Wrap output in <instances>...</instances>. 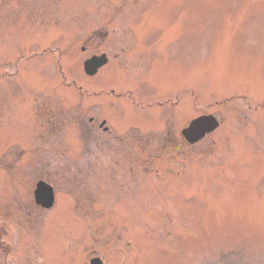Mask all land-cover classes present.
I'll list each match as a JSON object with an SVG mask.
<instances>
[{"label":"rangeland","instance_id":"374dc122","mask_svg":"<svg viewBox=\"0 0 264 264\" xmlns=\"http://www.w3.org/2000/svg\"><path fill=\"white\" fill-rule=\"evenodd\" d=\"M96 257L264 264V0H0V264Z\"/></svg>","mask_w":264,"mask_h":264},{"label":"water","instance_id":"95a60500","mask_svg":"<svg viewBox=\"0 0 264 264\" xmlns=\"http://www.w3.org/2000/svg\"><path fill=\"white\" fill-rule=\"evenodd\" d=\"M108 59L106 55L94 56L85 61L84 71L88 76H94L98 70L107 64ZM219 127V123L213 116H204L194 120L188 129L183 131L186 139L194 144L202 140L206 134L214 132ZM35 200L37 205L49 209L54 205V191L53 188L45 182H40L35 190ZM91 264H103L100 259H93Z\"/></svg>","mask_w":264,"mask_h":264},{"label":"flooded vegetation","instance_id":"af4514ba","mask_svg":"<svg viewBox=\"0 0 264 264\" xmlns=\"http://www.w3.org/2000/svg\"><path fill=\"white\" fill-rule=\"evenodd\" d=\"M85 50H86V48L83 49V51H85ZM103 54H105V53H103ZM106 55H107V54H106ZM92 56H93V55H92ZM109 63H110V58H109V62H108V64H107L106 66H108ZM106 66H104L103 68H105ZM103 68H102V69H103ZM102 69H101V70H102Z\"/></svg>","mask_w":264,"mask_h":264}]
</instances>
